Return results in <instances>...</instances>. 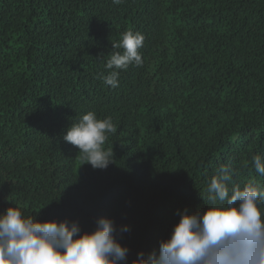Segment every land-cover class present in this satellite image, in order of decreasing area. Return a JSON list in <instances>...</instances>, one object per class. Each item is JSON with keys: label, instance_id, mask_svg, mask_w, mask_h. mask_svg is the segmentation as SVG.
Segmentation results:
<instances>
[{"label": "trees", "instance_id": "16d2710c", "mask_svg": "<svg viewBox=\"0 0 264 264\" xmlns=\"http://www.w3.org/2000/svg\"><path fill=\"white\" fill-rule=\"evenodd\" d=\"M129 29L145 37L143 64L111 88L99 77ZM87 111L117 127L105 169L63 140ZM254 154L264 156V0H0V213L89 232L110 218L129 228L117 239L132 264L178 213L204 210L219 164L231 161L241 185L256 177Z\"/></svg>", "mask_w": 264, "mask_h": 264}, {"label": "clouds", "instance_id": "9594fccd", "mask_svg": "<svg viewBox=\"0 0 264 264\" xmlns=\"http://www.w3.org/2000/svg\"><path fill=\"white\" fill-rule=\"evenodd\" d=\"M144 40L142 33L129 29L112 43L99 77L104 85L117 88L121 71L142 66ZM116 132L110 117L87 111L66 129L63 140L93 169H105L113 156L106 141ZM250 166L264 178V156L252 155ZM236 175L231 161L219 164L201 195L204 210L178 213L170 235L156 250L138 253L132 264H264V183L251 177L241 185ZM95 223L92 231H82L78 222L39 221L36 214L9 206L0 213V264H126L129 249L117 235L129 231L128 226L117 229L107 217Z\"/></svg>", "mask_w": 264, "mask_h": 264}]
</instances>
